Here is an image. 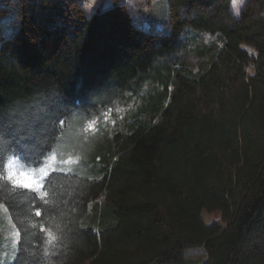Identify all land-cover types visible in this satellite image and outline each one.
I'll return each mask as SVG.
<instances>
[{
	"label": "trees",
	"instance_id": "16d2710c",
	"mask_svg": "<svg viewBox=\"0 0 264 264\" xmlns=\"http://www.w3.org/2000/svg\"><path fill=\"white\" fill-rule=\"evenodd\" d=\"M3 3L0 18L14 16L10 34L0 26V202L20 235L12 264H264V0L240 16L233 0H169L166 16L160 1L148 25L126 0L92 15L81 0ZM148 78L150 121L126 136L99 131L95 147L84 124ZM55 150L82 159L52 171L44 196L8 178L11 157L40 167ZM205 209L221 220L207 224Z\"/></svg>",
	"mask_w": 264,
	"mask_h": 264
},
{
	"label": "rangeland",
	"instance_id": "374dc122",
	"mask_svg": "<svg viewBox=\"0 0 264 264\" xmlns=\"http://www.w3.org/2000/svg\"><path fill=\"white\" fill-rule=\"evenodd\" d=\"M3 1L4 0H0V4H4ZM81 1L85 3L89 15H92L100 8L109 7L113 3V0ZM160 1H162V4L166 6V16L168 14L169 0H126L128 5L131 7L136 20H145L147 25L149 24V21L147 20L148 11L156 2ZM247 1L248 0H233L232 11L235 16H240L241 10ZM8 9L10 10L11 8L7 7V10ZM161 10H163V8H161ZM166 19V17L161 19L160 24L162 29L166 26ZM13 22V14H9L8 16L6 15L0 18V26L2 27L5 34L11 33ZM188 38L192 41V43L201 41L209 43L215 39V36L206 33H190ZM243 48L255 53L253 48L248 45H243ZM249 72H253L252 67H249ZM150 84L151 81L148 78L147 80L143 81L142 85L136 91H130L126 100L118 103L108 110L101 120L95 119L84 124L83 129L86 138H91L93 140V145L97 147L101 140L99 136H96L99 131H101L102 134L109 133L110 137H114L118 133L122 134V136H126L128 133H130V126L132 124H138L146 121L149 122L152 116L146 113L147 111L145 110V107L150 105V100L152 97L151 95L156 93L155 88H151L152 85L150 86ZM159 88H161V86H159ZM127 141L128 138H125L123 141H120V143L125 144ZM81 159V155H71L65 159H60L58 156V151L55 150L48 155L40 167H31L25 165L20 158L11 157L8 162V178L14 173H27L32 176L39 185V187L33 188V190H37L40 195L44 196L45 193L43 186L48 175L55 170L70 172L76 164L81 162ZM99 167H101V165H99ZM92 176L96 180L102 178V175L97 172H93ZM11 181L16 184L14 180ZM105 194V192L102 193L98 198L100 208H102ZM94 207L95 202H92L89 206V213L91 215L94 213ZM202 215L204 221L207 224L219 221L222 218V212L217 210L209 211L205 209ZM19 239V230L15 221L12 219L7 206L0 202V264H12L15 262L19 249ZM191 254L192 257L200 259L202 262L206 260L205 250L203 248L192 249Z\"/></svg>",
	"mask_w": 264,
	"mask_h": 264
},
{
	"label": "snow or ice",
	"instance_id": "6c2138e0",
	"mask_svg": "<svg viewBox=\"0 0 264 264\" xmlns=\"http://www.w3.org/2000/svg\"><path fill=\"white\" fill-rule=\"evenodd\" d=\"M19 176H26L27 177V180L23 181V182H20L16 179V177H19ZM9 179L10 180H14L16 182L17 185L21 186L22 188H25V189H33V188H36V187H39L38 183L36 180L33 179L32 176H30L29 174L27 173H14L12 175L9 176ZM36 215L39 217L41 215V212L40 211H37L36 212Z\"/></svg>",
	"mask_w": 264,
	"mask_h": 264
},
{
	"label": "clouds",
	"instance_id": "9594fccd",
	"mask_svg": "<svg viewBox=\"0 0 264 264\" xmlns=\"http://www.w3.org/2000/svg\"><path fill=\"white\" fill-rule=\"evenodd\" d=\"M16 179L20 182H23V181L27 180V177L26 176H19V177H16Z\"/></svg>",
	"mask_w": 264,
	"mask_h": 264
}]
</instances>
